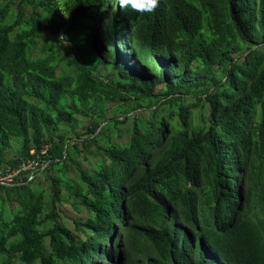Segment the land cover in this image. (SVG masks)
Returning a JSON list of instances; mask_svg holds the SVG:
<instances>
[{
    "label": "trees",
    "instance_id": "obj_1",
    "mask_svg": "<svg viewBox=\"0 0 264 264\" xmlns=\"http://www.w3.org/2000/svg\"><path fill=\"white\" fill-rule=\"evenodd\" d=\"M65 8L0 0V169L36 159L46 182L0 185V264H264V0ZM62 203L86 211L74 230Z\"/></svg>",
    "mask_w": 264,
    "mask_h": 264
},
{
    "label": "rangeland",
    "instance_id": "obj_2",
    "mask_svg": "<svg viewBox=\"0 0 264 264\" xmlns=\"http://www.w3.org/2000/svg\"><path fill=\"white\" fill-rule=\"evenodd\" d=\"M66 1L67 0H60V10H61V12L64 11L65 17H68L69 11H67L65 8V2ZM60 56H62V55H59L55 61V63H57L59 65L60 70L68 72L70 74H74L73 68L67 66L66 63L61 60ZM128 103H130V102H128ZM108 105L110 107L109 112H108L109 115L114 113V114H117L118 116H120L119 119L123 118V117H121V115H122L121 110L123 108L125 109L126 108L125 106H122L119 103H117V104L109 103ZM141 112H144V113L138 115V117H144L146 119L150 118V114L147 113L145 110H142ZM204 113L205 112L202 110L193 111L192 112V118H194V120H195V118H198L199 115L204 114ZM136 115H137V113H133L131 116H136ZM76 123H78V124L75 127V132H78V131H81V128L83 126L87 125L88 120L85 121L82 117L79 116L76 120ZM130 127H131V121L126 123V124L120 125L118 127L119 137L116 136V131L113 132V138L115 139L114 141L118 142L120 144L126 142L129 138L128 130ZM59 132L67 135L68 137H73V135H74V130L71 129L70 127L66 126V125H61ZM32 152L33 151H31L30 153H32ZM19 156H20V142L15 139V140H12L11 147L4 152V158L6 160H10V159L14 160V159H17ZM97 158H98V156L96 154V151H95L94 147L91 146L89 148L88 152L84 151L83 153H81L79 157L75 158V161H77L83 169L93 170V168L96 166ZM7 168H9V167L3 166L0 169V173L6 171ZM66 174H67V177L69 179L77 181V174L78 173H77V170H76L74 165H71L70 163L67 164ZM39 182H41L40 183L41 186L46 185L45 180H43L41 178V176H39V177H37L33 187L38 188ZM44 190H45V198H48L50 195L49 189L45 187ZM59 209L61 210L59 213V215L61 217L60 218L61 222L63 221V223H65L71 230H74L73 219L79 218V220L83 221L87 217L86 211L75 210L70 205V203H62V205L60 206ZM45 248H46V250H48L47 242H46ZM120 264H126V261H122Z\"/></svg>",
    "mask_w": 264,
    "mask_h": 264
},
{
    "label": "built area",
    "instance_id": "obj_3",
    "mask_svg": "<svg viewBox=\"0 0 264 264\" xmlns=\"http://www.w3.org/2000/svg\"><path fill=\"white\" fill-rule=\"evenodd\" d=\"M45 151H42V154ZM44 166L39 160L24 159L14 169L7 168L6 171L0 173V185H12L13 183L22 182L23 178L32 181L43 170Z\"/></svg>",
    "mask_w": 264,
    "mask_h": 264
},
{
    "label": "clouds",
    "instance_id": "obj_4",
    "mask_svg": "<svg viewBox=\"0 0 264 264\" xmlns=\"http://www.w3.org/2000/svg\"><path fill=\"white\" fill-rule=\"evenodd\" d=\"M116 5L120 9L130 10L138 14H150L153 13L159 6L160 0H115ZM63 38L65 46H68V40L65 36L61 35L60 39Z\"/></svg>",
    "mask_w": 264,
    "mask_h": 264
}]
</instances>
